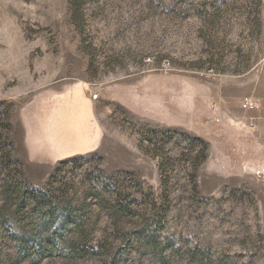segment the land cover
Here are the masks:
<instances>
[{
    "label": "rangeland",
    "instance_id": "rangeland-1",
    "mask_svg": "<svg viewBox=\"0 0 264 264\" xmlns=\"http://www.w3.org/2000/svg\"><path fill=\"white\" fill-rule=\"evenodd\" d=\"M0 264H264V0H0Z\"/></svg>",
    "mask_w": 264,
    "mask_h": 264
},
{
    "label": "built area",
    "instance_id": "built-area-1",
    "mask_svg": "<svg viewBox=\"0 0 264 264\" xmlns=\"http://www.w3.org/2000/svg\"><path fill=\"white\" fill-rule=\"evenodd\" d=\"M242 105L244 109H252L255 104L251 98L246 97L243 99Z\"/></svg>",
    "mask_w": 264,
    "mask_h": 264
},
{
    "label": "bare ground",
    "instance_id": "bare-ground-1",
    "mask_svg": "<svg viewBox=\"0 0 264 264\" xmlns=\"http://www.w3.org/2000/svg\"><path fill=\"white\" fill-rule=\"evenodd\" d=\"M93 98H95V99H96L97 97H93Z\"/></svg>",
    "mask_w": 264,
    "mask_h": 264
}]
</instances>
